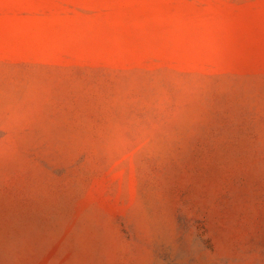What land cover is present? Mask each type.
Segmentation results:
<instances>
[{"label":"rangeland","instance_id":"obj_1","mask_svg":"<svg viewBox=\"0 0 264 264\" xmlns=\"http://www.w3.org/2000/svg\"><path fill=\"white\" fill-rule=\"evenodd\" d=\"M0 264H264V0H0Z\"/></svg>","mask_w":264,"mask_h":264}]
</instances>
